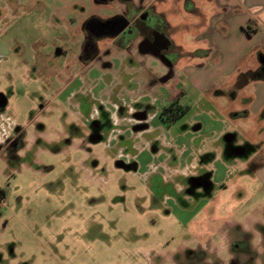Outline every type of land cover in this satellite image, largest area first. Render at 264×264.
I'll return each mask as SVG.
<instances>
[{"label":"rangeland","instance_id":"obj_1","mask_svg":"<svg viewBox=\"0 0 264 264\" xmlns=\"http://www.w3.org/2000/svg\"><path fill=\"white\" fill-rule=\"evenodd\" d=\"M163 1L186 19L183 0ZM120 8L0 0V264H264V148L253 116H233L253 85L219 73L220 39L199 28L178 37L205 50L166 84H142L145 69L116 50L84 70L83 21ZM182 89L170 125L158 114Z\"/></svg>","mask_w":264,"mask_h":264},{"label":"flooded vegetation","instance_id":"obj_2","mask_svg":"<svg viewBox=\"0 0 264 264\" xmlns=\"http://www.w3.org/2000/svg\"><path fill=\"white\" fill-rule=\"evenodd\" d=\"M112 1L121 3L119 14L102 17L98 13H91L83 21V37L80 39L81 37L78 36L76 43H79L78 63L84 70H90L96 62H102L104 58L112 57L113 51L116 50L125 56L132 57L134 61L137 59L139 62L137 64L145 69L150 80H144L145 83L142 84H146L148 81L152 84L155 82V84L163 85L173 80L171 78L175 76L176 67L181 65L185 57L193 59L199 55V52L205 50L197 48L185 53L186 48L179 38L182 33L179 37L176 35V32H182V29L176 28L171 23L170 14L163 6V0H92L94 5H104ZM73 3L76 7H81L82 0H73ZM99 22L102 25L108 22L109 24L99 28L96 25ZM124 24L126 25L125 29L118 34L115 33ZM145 50L147 51L144 52ZM195 50L198 52L196 53ZM145 56L161 63L164 71L168 72L167 78H164L163 75H155L153 60L150 63ZM110 64V62H105L104 66ZM185 94L184 89L176 90V95L170 98L168 104L158 114L163 121L173 125L186 113V105L180 102L181 97ZM5 101L4 96L0 94V105L4 104ZM8 139L9 136L5 141Z\"/></svg>","mask_w":264,"mask_h":264},{"label":"crops","instance_id":"obj_3","mask_svg":"<svg viewBox=\"0 0 264 264\" xmlns=\"http://www.w3.org/2000/svg\"><path fill=\"white\" fill-rule=\"evenodd\" d=\"M182 8L187 17H192V19L191 21L187 17L183 19L179 10L175 15H170L171 23L176 28L182 29V32L178 31L176 35L180 36L181 33L186 36L191 35L196 28L210 30L207 38L204 39L208 42L210 40L217 42L220 39L219 54L221 53L222 57L219 73L232 70V73L235 72L238 75L237 83L240 74L253 72L260 68L243 69L247 60H254L256 56L259 60L260 55H264V0H183ZM214 17L218 19L216 25L221 26L217 29L210 25L211 18ZM249 26L254 29L251 35L247 32ZM211 35L212 37L209 38ZM211 45L214 43L212 42ZM248 51L251 56L247 54ZM236 83L234 87L240 88L236 86ZM249 84L254 88L250 109H243L233 116L239 114L245 117L253 116L255 128L260 129L257 138L258 145L264 148V79H253L245 85ZM8 136L9 134L0 124V144ZM257 169L259 175L264 178V165L258 166Z\"/></svg>","mask_w":264,"mask_h":264},{"label":"trees","instance_id":"obj_4","mask_svg":"<svg viewBox=\"0 0 264 264\" xmlns=\"http://www.w3.org/2000/svg\"><path fill=\"white\" fill-rule=\"evenodd\" d=\"M253 31L254 29H252L250 26L247 28L248 35H251ZM262 67L263 66H260L258 70L253 71V72H248V73L244 72L240 74V77H239L238 82L236 83V86L238 85V87H242L243 85L247 84L249 81L253 79H260V78L264 79V72L262 71Z\"/></svg>","mask_w":264,"mask_h":264},{"label":"water","instance_id":"obj_5","mask_svg":"<svg viewBox=\"0 0 264 264\" xmlns=\"http://www.w3.org/2000/svg\"><path fill=\"white\" fill-rule=\"evenodd\" d=\"M108 24H109V22L106 23L105 25H102L101 22H99V23H97L96 25H97L99 28H102V27H104V26H106V25H108ZM125 27H126L125 24L122 25L121 27H119V28L115 31V33H117V34L120 33L122 30L125 29ZM167 41L169 42V40H167ZM146 51H147V50H145L144 52H146ZM259 60H260L261 64L263 65L262 69H263V72H264V55H263V54L260 55ZM231 138H232V136H228V140H230ZM118 165H119V166H122V163H121V162H118Z\"/></svg>","mask_w":264,"mask_h":264},{"label":"built area","instance_id":"obj_6","mask_svg":"<svg viewBox=\"0 0 264 264\" xmlns=\"http://www.w3.org/2000/svg\"><path fill=\"white\" fill-rule=\"evenodd\" d=\"M6 202V197L4 193H0V207L2 206V204Z\"/></svg>","mask_w":264,"mask_h":264}]
</instances>
